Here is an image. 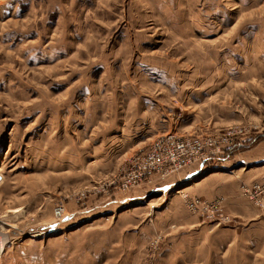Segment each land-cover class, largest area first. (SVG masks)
I'll use <instances>...</instances> for the list:
<instances>
[{"label": "rangeland", "instance_id": "obj_1", "mask_svg": "<svg viewBox=\"0 0 264 264\" xmlns=\"http://www.w3.org/2000/svg\"><path fill=\"white\" fill-rule=\"evenodd\" d=\"M168 134L228 137L200 177L232 209L180 173L118 188ZM263 165L264 0H0V264H264Z\"/></svg>", "mask_w": 264, "mask_h": 264}, {"label": "built area", "instance_id": "obj_2", "mask_svg": "<svg viewBox=\"0 0 264 264\" xmlns=\"http://www.w3.org/2000/svg\"><path fill=\"white\" fill-rule=\"evenodd\" d=\"M226 143H228V137L225 136L183 138L168 134L158 137L130 159L117 183L118 188L122 192H128L143 184H152L153 181H161L172 175L181 174L187 167L198 162L203 168L206 161L223 154V147ZM262 170L264 175V165ZM184 180L185 178H182V181ZM244 193L255 205L263 206L264 181L255 183ZM185 199L191 211L205 212L214 207L213 204L198 198L185 196ZM57 215H61L60 211ZM220 218L218 220H221Z\"/></svg>", "mask_w": 264, "mask_h": 264}, {"label": "crops", "instance_id": "obj_3", "mask_svg": "<svg viewBox=\"0 0 264 264\" xmlns=\"http://www.w3.org/2000/svg\"><path fill=\"white\" fill-rule=\"evenodd\" d=\"M205 171L203 168H200V166H191L186 168L179 178H185L184 182L185 184L196 182L193 184V186H190V190H196L201 189L202 193L204 195H212V196H223V195H229L230 197H225L226 199V207L231 208L230 205H235V200H238V198L233 195L235 191L237 190V182L233 180V177H225L223 174H209L207 176L200 177L202 172ZM209 173V172H208ZM169 184V183H168ZM165 185V184H164ZM191 185V184H190ZM229 191V192H228ZM232 209V208H231ZM230 210V209H229ZM244 211L237 210L234 213L237 215H240L244 218H246V214L243 213ZM251 213H254L253 211ZM246 215V216H245Z\"/></svg>", "mask_w": 264, "mask_h": 264}, {"label": "bare ground", "instance_id": "obj_4", "mask_svg": "<svg viewBox=\"0 0 264 264\" xmlns=\"http://www.w3.org/2000/svg\"><path fill=\"white\" fill-rule=\"evenodd\" d=\"M181 186V185H180ZM61 212V211H60ZM61 215H57L56 217H59V218H56V219H61V217H63V215H62V213H60ZM12 227H14L13 225H11V224H9L8 222H0V229L1 230H6L5 228H12ZM12 231V230H11ZM3 232V231H2ZM4 233H5V231H4ZM6 235L7 236H5V234L3 235V236H1L0 235V243L2 242V241H8V240H10V235L8 234V232L6 231ZM36 236V235H35ZM3 242V243H4Z\"/></svg>", "mask_w": 264, "mask_h": 264}]
</instances>
